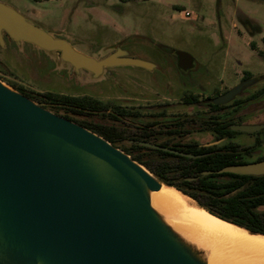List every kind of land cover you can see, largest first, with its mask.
Returning <instances> with one entry per match:
<instances>
[{"label": "water", "instance_id": "95a60500", "mask_svg": "<svg viewBox=\"0 0 264 264\" xmlns=\"http://www.w3.org/2000/svg\"><path fill=\"white\" fill-rule=\"evenodd\" d=\"M4 33L16 43L54 51L75 71L84 69L94 77L115 65L155 66L127 56L118 46L100 59L82 53L0 1V44ZM175 54L181 70L193 66L189 53ZM252 81H242L212 101L225 104ZM230 129L252 132L259 126L234 124ZM216 172L262 175L264 159ZM163 185L103 136L0 80V264H208L207 250L186 239L152 206L151 193Z\"/></svg>", "mask_w": 264, "mask_h": 264}, {"label": "rangeland", "instance_id": "374dc122", "mask_svg": "<svg viewBox=\"0 0 264 264\" xmlns=\"http://www.w3.org/2000/svg\"><path fill=\"white\" fill-rule=\"evenodd\" d=\"M0 1L92 57L100 58L123 45L132 56L157 62L147 70L120 66L94 77L84 69L75 71L54 51L16 43L9 37L0 44L3 83L39 93L87 95L127 107L135 114L118 123L127 134L158 121L148 129L156 139H165L164 125L176 117L199 120L207 116L205 97L240 83L244 71L251 73L253 81L238 98L264 83V58L259 53L264 46V0ZM182 10L193 16H182ZM246 18L260 31L250 35L242 23ZM176 50L192 56L190 69H178ZM185 93L197 94L201 102L184 104L181 97ZM239 112L250 115V120L264 119V94L244 104ZM76 118L87 120L85 116ZM195 125L182 141L214 142L211 132ZM258 156L264 157V149Z\"/></svg>", "mask_w": 264, "mask_h": 264}, {"label": "trees", "instance_id": "16d2710c", "mask_svg": "<svg viewBox=\"0 0 264 264\" xmlns=\"http://www.w3.org/2000/svg\"><path fill=\"white\" fill-rule=\"evenodd\" d=\"M242 23L250 35L260 31L259 27L252 26L247 18L242 20ZM4 37H8L6 33ZM250 45L254 46V42L250 41ZM259 53L264 58V46ZM178 69L181 70L179 67ZM244 75L250 77L251 73L244 71ZM12 87L45 108L83 125L109 141L108 133L96 129L91 122L94 114L104 113L107 106L105 102L87 95H68L51 91L39 93L27 91L21 86ZM261 90L264 91V88ZM181 100L187 105L201 102L197 94L191 93H185ZM224 106L211 103V112L207 116L199 117V120L195 119L197 129L209 130L217 139L230 138L234 133L230 129L233 120L229 111L220 112ZM76 116H85L87 120H79ZM188 121V117H179L169 122L165 131L170 137L165 138L160 145L202 156L190 158L142 145H134L136 150H122L164 185L187 195L198 207L211 215L264 234V212L259 210V207L264 206V174L255 176L216 172L225 166L245 162L244 156L251 154L258 145L242 147L227 141L221 146H204L193 140L182 141L181 138L189 132ZM174 134L178 139L174 138ZM204 171L213 172L203 174Z\"/></svg>", "mask_w": 264, "mask_h": 264}, {"label": "bare ground", "instance_id": "6f19581e", "mask_svg": "<svg viewBox=\"0 0 264 264\" xmlns=\"http://www.w3.org/2000/svg\"><path fill=\"white\" fill-rule=\"evenodd\" d=\"M151 204L176 231L207 250L208 264H264V238L211 215L177 189L163 185L151 193Z\"/></svg>", "mask_w": 264, "mask_h": 264}, {"label": "flooded vegetation", "instance_id": "af4514ba", "mask_svg": "<svg viewBox=\"0 0 264 264\" xmlns=\"http://www.w3.org/2000/svg\"><path fill=\"white\" fill-rule=\"evenodd\" d=\"M115 47L113 50H111L110 53L115 51ZM118 47H120L122 50L127 51V56L134 57V56H132V54L129 52V50L125 46L122 45V46H118ZM105 56H102V57H105ZM102 57H100V58H102ZM100 58H97V59H100ZM176 58H177V56H176ZM151 62H153L155 65L154 67H156L157 62H155L153 60H151ZM120 66L137 67V66H131V65H115V66L106 67L103 69V71L110 69V68H114V67H120ZM138 68H142V69L147 70L144 67H138ZM249 79H252V76L245 77V75L243 73L240 82L245 81V80H249ZM263 88H264V83L255 92L246 95V97H244L243 99L238 98L236 95L229 102H227L225 104H221V105H225V106L222 107V109L220 111L221 113L229 111V113L231 115L230 118L233 120V123L231 125H234V124L258 125L259 126L258 130H255L252 132H243V131L232 130V131H234V133L228 139L225 137H221V138L217 139L214 136V142H211V143H200L198 141L197 142L200 145H204V146H212V145L221 146L223 143H225L227 141L235 142L242 147H244V146L247 147V146H252V145L257 144L258 146L252 151L251 154L244 156L245 162H243V163L263 160L264 157L258 156V154L261 153L262 150L264 149V119L263 118H256L254 120H250V118H248V117H250V115H247V116L241 115L239 112V110L243 108L244 104H246L250 100L257 98L260 95H263L264 91L261 90ZM228 89H229V87L224 89L221 92H214V94H212L211 96L207 95L205 97L204 104L206 105V108H207L206 109L208 112L207 114H209L211 112L210 105H211V103H214L212 101V99L214 97L226 92ZM199 100H201V99H199ZM103 102H105V104L107 105L104 113L101 112V113L94 114V116H92V118H91V119H93V117H94V120H92L91 122H92V124H94L96 126V129H98L100 131H105L106 133H108V135L110 137L109 142L112 145H114L115 147L120 148V149L129 148L130 150H136V147L134 145H141V144H139V141H145V142H149V143H153V144H157V145H160L161 142H163L164 139L163 140L156 139L155 133H152V131L150 129H148V128H151L152 126H154L155 124H158V121H151L150 123L143 125V127L140 128L141 131H139L138 133L133 132V133L127 134V133H125V130L123 129V127H121L118 123L129 120L128 116L134 115L135 113H131V111L127 107H123V106L115 104L113 102H106V101H103ZM215 104H218V103H215ZM101 116L104 117L103 119H106V120L99 118ZM187 117L190 119V121H188V122H190L188 124L189 128H195L196 127V125H195V123H196L195 119L196 118L194 116H187ZM176 118H179V117H176ZM165 127H167V126L164 125V128ZM207 131H209V130H207ZM164 132L167 134V136L165 138L170 137V135L166 131H164ZM209 132H211V131H209ZM211 134L214 135L212 132H211ZM174 135H175L174 138L178 139V136L176 134H174ZM193 141H195V140H193ZM142 146H145V145H142ZM160 146H162V145H160ZM145 147H148V146H145ZM150 148H152V147H150ZM251 157H255V159L250 160V161H248L246 159V158H251ZM259 210L264 212V206L259 207Z\"/></svg>", "mask_w": 264, "mask_h": 264}, {"label": "built area", "instance_id": "2783aa9c", "mask_svg": "<svg viewBox=\"0 0 264 264\" xmlns=\"http://www.w3.org/2000/svg\"><path fill=\"white\" fill-rule=\"evenodd\" d=\"M181 14L184 17H192L193 16L192 13L187 11V10H182Z\"/></svg>", "mask_w": 264, "mask_h": 264}, {"label": "crops", "instance_id": "0c3cea01", "mask_svg": "<svg viewBox=\"0 0 264 264\" xmlns=\"http://www.w3.org/2000/svg\"><path fill=\"white\" fill-rule=\"evenodd\" d=\"M259 49V48H258Z\"/></svg>", "mask_w": 264, "mask_h": 264}]
</instances>
